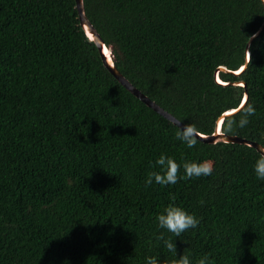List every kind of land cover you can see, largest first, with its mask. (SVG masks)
I'll list each match as a JSON object with an SVG mask.
<instances>
[{
  "label": "trees",
  "instance_id": "obj_1",
  "mask_svg": "<svg viewBox=\"0 0 264 264\" xmlns=\"http://www.w3.org/2000/svg\"><path fill=\"white\" fill-rule=\"evenodd\" d=\"M83 7L115 68L150 101L210 135L246 95L255 115L231 132L225 117L221 131L264 146V0H83ZM261 27L245 69L219 71L227 85L216 84L219 67L244 65ZM177 130L103 67L74 0H0V264L172 259L161 233L193 261L207 254L211 264H264L258 153L199 140L188 148ZM162 153L181 165V177L186 160L210 161L213 172L146 186ZM169 194L200 221L180 237L155 219Z\"/></svg>",
  "mask_w": 264,
  "mask_h": 264
},
{
  "label": "clouds",
  "instance_id": "obj_2",
  "mask_svg": "<svg viewBox=\"0 0 264 264\" xmlns=\"http://www.w3.org/2000/svg\"><path fill=\"white\" fill-rule=\"evenodd\" d=\"M255 108L252 104H242L236 114H239V121L232 117L225 118V130L231 132L234 125L243 128L249 123V117L255 115ZM198 135L197 129L193 124L184 125L183 128H179L176 132V139L187 145L188 148L195 147L197 143L196 136ZM155 165L159 167V171L153 170L147 173L145 180L146 186H150L155 182L160 186L175 185L180 179H191L193 177L210 176L213 172V164L210 161L195 162L184 161L183 169L184 176L179 175L181 165L178 164L175 159L162 153L155 161ZM255 175L258 179L264 180V146H260L257 159L253 165ZM169 199L172 201L168 203L163 210L155 217L158 222L159 228L165 229L168 232L174 234L176 237H180L182 233L189 229H195L198 227L200 221L194 215L190 214L181 206L175 203L176 197L173 194H169ZM203 203V201H201ZM157 240L163 242L164 247L174 254L172 259H165L158 261L156 257H147L146 264H211L209 255L195 259H190L189 255L181 254L178 256L176 244L169 238L166 239L161 233L157 236Z\"/></svg>",
  "mask_w": 264,
  "mask_h": 264
},
{
  "label": "water",
  "instance_id": "obj_3",
  "mask_svg": "<svg viewBox=\"0 0 264 264\" xmlns=\"http://www.w3.org/2000/svg\"><path fill=\"white\" fill-rule=\"evenodd\" d=\"M75 1V9L78 14V21L79 26L81 27L86 39L88 42L94 44V46L97 49L98 55L101 59L103 67L108 70V72L119 82L121 86H123L127 91H129L132 95H134L136 98H138L140 101H142L147 107L151 108L155 112H157L159 115L164 117L165 119L169 120L171 123L176 125L179 128H183V124L175 120L170 114L165 112L163 109H161L159 106H157L155 103L150 101L147 97H145L143 94H141L138 90H136L115 68L113 60H112V50L110 47L105 46L103 41L101 40L100 36L96 32V30L93 28L91 23L88 21L83 7V0H74ZM262 30V27L258 30V32L249 39L246 49H245V63L242 67H240L238 70L235 71H229L225 69L224 67H219L214 72V80L215 83L221 86H226L227 84L223 83L218 78V72H225V73H231L234 76L239 75L244 69L248 62V46L251 42V40L259 34V32ZM239 86L244 87V84L242 82L236 83ZM235 84V85H236ZM246 95H244L241 104L237 109L227 111L223 113L216 121L214 126V131L210 135H202L199 134L196 136V139L207 144H216V143H225V144H239L248 146L250 148H253L257 153L260 150V145L257 143L247 141L245 139L236 137V136H228L222 133L221 131V125L222 121L225 117H228L238 111L240 109V106L245 103Z\"/></svg>",
  "mask_w": 264,
  "mask_h": 264
}]
</instances>
